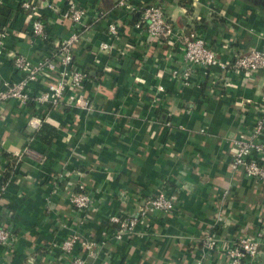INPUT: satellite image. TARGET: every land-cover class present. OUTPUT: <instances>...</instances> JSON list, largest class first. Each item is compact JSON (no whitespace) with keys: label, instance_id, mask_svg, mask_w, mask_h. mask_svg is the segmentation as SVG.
Listing matches in <instances>:
<instances>
[{"label":"crops","instance_id":"0c3cea01","mask_svg":"<svg viewBox=\"0 0 264 264\" xmlns=\"http://www.w3.org/2000/svg\"><path fill=\"white\" fill-rule=\"evenodd\" d=\"M47 1L57 9L66 5ZM75 1L86 7L90 24L74 51L75 65L89 74L76 96L93 106H77L74 98L67 103L75 96L69 93L58 107L15 100L0 105V183L11 161L5 153L31 148L0 198V223L14 235L12 243L0 244V264H68L59 245L73 232L94 243L95 257L75 248L87 264H227L226 250L238 237L264 229V181L232 167V139L253 119L264 71L243 77L221 66H198L186 85L172 76L184 67L181 46L137 30L133 8L161 4L177 30L195 29L229 61L264 49V0H129L130 7L116 6L118 0ZM19 2L2 0L0 6V29L7 32L0 89L21 76L15 55L37 63L73 30L45 1L40 15L48 39L32 37ZM99 12L105 16L97 20ZM114 21L121 24L117 39L108 34ZM102 42L113 43V50H103ZM34 116L54 133L32 128ZM259 157L264 162V154ZM79 183L91 194L89 216L69 199ZM161 190L175 195L173 210L150 212L136 232L116 239L109 217L136 214ZM206 231L219 239L214 251H205Z\"/></svg>","mask_w":264,"mask_h":264},{"label":"built area","instance_id":"2783aa9c","mask_svg":"<svg viewBox=\"0 0 264 264\" xmlns=\"http://www.w3.org/2000/svg\"><path fill=\"white\" fill-rule=\"evenodd\" d=\"M46 1L49 8L57 10V13L73 24V30L56 45L55 51L37 63H30L29 60L20 54L13 58L15 69L20 71L21 76L16 80L4 82V87L0 89V105L4 102L15 100L20 105L29 103L36 104V107L43 105H58L66 100V95L74 94L67 103L90 109L93 105L91 99H83L76 96V91L85 86L88 75L86 71L79 69L75 65L74 51L82 40L83 33L90 24L86 21L87 9L75 0H66V5L62 9H57L47 0H20L19 6L30 18V32L32 37L44 39L47 37L46 25L38 17L41 5ZM129 0H118L116 6H127ZM2 0H0V6ZM139 10L140 17L134 26L137 30H144L147 36L158 43H178L183 49L184 67L174 68L172 76L181 80L184 84L190 85L191 77L198 66L215 67L221 66L229 69L243 77L264 71V49H250L239 55H235L229 61H222L217 52L212 49L205 39L195 29H190L184 33L173 25L165 13L161 4L150 3L133 8ZM105 16L104 12H99L96 19ZM121 24L110 22L108 24V34L110 38L117 39L120 34ZM7 32L0 29V55L5 50V40ZM113 43L102 42L100 47L105 51L113 50ZM50 81V82H49ZM37 84L38 91H33V85ZM163 89V87H160ZM256 111L249 124L244 126L232 139L235 153L232 160V167L241 170L250 178L264 181V162L259 156L264 154V142L261 137L264 134V95L260 102L256 104ZM44 119L41 116H34L29 119L32 128L40 129ZM31 154V148L26 146L20 152L15 153L14 159L17 163L25 155ZM6 184V183H5ZM0 183V198L6 188ZM72 205L89 216L92 210V198L85 184L79 183L77 188L69 196ZM175 195L165 190H161L156 196L145 201L139 211L131 216L111 215L109 220L116 224V239L121 240L125 235H132L137 231L136 227L140 220L150 212L168 213L173 210ZM14 237L9 225L0 223V244L12 243ZM203 245L205 251H214L219 247V239L213 232L206 231L203 235ZM80 245L87 251V255L95 257L93 249L94 243L84 238L79 232H73L59 245L62 256L69 259L68 264H87V257L75 252L76 246ZM264 245V229H259L254 234H243L226 250L227 264H259L261 250ZM200 264V262L198 263Z\"/></svg>","mask_w":264,"mask_h":264},{"label":"trees","instance_id":"16d2710c","mask_svg":"<svg viewBox=\"0 0 264 264\" xmlns=\"http://www.w3.org/2000/svg\"><path fill=\"white\" fill-rule=\"evenodd\" d=\"M134 12L135 13H134V17H133V22L135 23L139 19V17H140V11L139 10H136ZM38 17H40L42 19V16L41 15H39ZM120 30H121V27H120ZM46 33H47V31H46ZM44 39L47 40L48 37H45ZM84 71H86V70H84ZM86 73H87V75L89 77V74H88L87 71H86ZM60 105H62V104L59 103L58 105H55V106L58 107ZM49 107L52 108L54 106L53 105H49ZM54 131H55L54 127L50 126L47 123H43L42 127L40 128V133L41 134H43V132H46V133L48 132L51 135L52 133H54ZM5 156L8 158V160L11 159V161H10V165H9L7 171L5 172V174L3 175L2 179H1V183H3V184L7 183V181L10 179L12 173L15 171L14 168H15V164H16V160L14 159V157L12 155L5 153ZM247 233H251V232L248 231ZM262 250H264V248Z\"/></svg>","mask_w":264,"mask_h":264},{"label":"water","instance_id":"95a60500","mask_svg":"<svg viewBox=\"0 0 264 264\" xmlns=\"http://www.w3.org/2000/svg\"><path fill=\"white\" fill-rule=\"evenodd\" d=\"M260 264H264V263H260Z\"/></svg>","mask_w":264,"mask_h":264}]
</instances>
